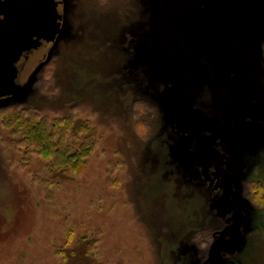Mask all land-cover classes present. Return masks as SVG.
Masks as SVG:
<instances>
[{
  "label": "rangeland",
  "instance_id": "1",
  "mask_svg": "<svg viewBox=\"0 0 264 264\" xmlns=\"http://www.w3.org/2000/svg\"><path fill=\"white\" fill-rule=\"evenodd\" d=\"M138 1L0 0V108L73 114L57 135L94 142L54 174L28 123L0 113V264H264V0H192L161 27L182 99L222 122L214 142L221 124L178 102L156 31L186 0H142L129 21Z\"/></svg>",
  "mask_w": 264,
  "mask_h": 264
},
{
  "label": "trees",
  "instance_id": "2",
  "mask_svg": "<svg viewBox=\"0 0 264 264\" xmlns=\"http://www.w3.org/2000/svg\"><path fill=\"white\" fill-rule=\"evenodd\" d=\"M114 1V0H113ZM130 2L134 3L136 2L135 0H129ZM97 4H99L98 1H95ZM93 3V2H92ZM91 3V6H92ZM114 4V2L111 3V5ZM138 8L136 10H132L133 13L129 14V21H132V18L135 16L136 19L140 18L143 15L147 14L149 11V7H146L145 4L143 5L142 0L137 2ZM108 5L105 7L107 9ZM113 7V6H112ZM109 7L107 10L111 11V8ZM145 9V11H144ZM103 14V11L101 12ZM95 17V16H94ZM91 18V17H90ZM97 18V16L95 17ZM87 21V20H86ZM128 21V20H127ZM48 65V66H47ZM47 66V67H46ZM46 67V69H45ZM49 69V62L46 63L43 67L41 72L47 75ZM46 80V79H45ZM38 83L40 85V81L38 80ZM43 85L45 82L42 83ZM147 102L143 101L142 99H138L135 103V107H142L145 106L148 109L146 111H149L150 105L149 103L145 104ZM21 108L23 111L27 108H23V104L18 103V104H7L5 106H2L0 108V113L2 119L6 122V125L11 126V121L17 119V115L13 114L11 117V112L18 113L19 118L22 120L21 123H19V126H22V123H25L29 125L28 131H31L33 134V137L42 145L43 151L45 152V158H48L51 160V164L54 165L56 168H58V171H56L54 174L59 173V172H64L68 167L70 168H78L82 166L84 163H86V157L88 156V152L90 151L92 144L94 143L90 138H87L83 141L82 145L80 148H74L71 143L68 142V135H65V130H62L59 135H57V132L55 128L57 127L58 122H61L62 125L65 124H72L74 123V115H69L65 116L61 119H58L56 121L53 120H48L45 117H41L36 114H29V113H24L21 111H17V108ZM29 110L32 109L31 107H28ZM137 110H140V108H135ZM77 106H73L71 108V112L76 111ZM8 112V113H6ZM51 165V166H52ZM80 169V168H79ZM78 169V171H79ZM58 176V174L56 175ZM70 237V236H69ZM82 239H85L84 237L80 238L79 240L81 241ZM68 244V240L66 241ZM95 241H90L87 242L86 250L89 255L90 251L95 254L96 248H95ZM69 249V248H67ZM67 249L65 251V257L68 258L69 260V254L67 253ZM90 250V251H89ZM75 252V251H74ZM80 255L84 256L83 251H81ZM76 256V255H75ZM72 264H77L75 259L71 260Z\"/></svg>",
  "mask_w": 264,
  "mask_h": 264
},
{
  "label": "water",
  "instance_id": "3",
  "mask_svg": "<svg viewBox=\"0 0 264 264\" xmlns=\"http://www.w3.org/2000/svg\"><path fill=\"white\" fill-rule=\"evenodd\" d=\"M191 1H192V0H186V1L183 2L181 5H179L178 7H176V8L173 10V12H172L167 18H165L164 20H162V21H160V22L158 23V25H157V27H156V31H157V33L160 34V35L169 36V37L171 38V40H172V44H173V57H174V60H175V64H176V66L178 67V70H179V72H180V74H181V76H182V80H181L180 86H179V88H178V90H177V99H178L179 103H180L185 109L189 110L190 112H192L193 114H195V115H197V116H199V117H203V118H211V117H207V116H204V115H202V114L196 112L194 109H192L190 106H188V105L184 102V100L182 99V97H181V88H182V86H183V84H184L185 76H184V72H183V69H182V67H181V65H180L179 58H178V48H177L178 45H177V38L175 37V35H173V34H171V33H167V32H163V31H161V27H162V25H164L165 23L171 21V20L176 16V14H178V12H179L181 9L187 7ZM211 119H215V120H217V121L221 124V129H220L218 135L214 138V140H213V142H214V141H215V140H216L221 134H223V132H224V127H223V125H222V122H221L220 120H218L217 118H211ZM210 144H212V142H211ZM221 170H222V169H221ZM223 179H224V177H223ZM224 182H225V184L229 187V189L231 190V192L233 193V191H232V189H231V186L227 183V181H226L225 179H224ZM233 195H234V193H233ZM235 203H236V201H235ZM236 205H237V203H236ZM235 223H236V222H235ZM235 223H233V224H235ZM226 234H227V232H224V234L221 235L220 238H218L214 243H217V242H218L219 240H221ZM213 245H214V244H213ZM212 248H213V246H212Z\"/></svg>",
  "mask_w": 264,
  "mask_h": 264
},
{
  "label": "bare ground",
  "instance_id": "4",
  "mask_svg": "<svg viewBox=\"0 0 264 264\" xmlns=\"http://www.w3.org/2000/svg\"><path fill=\"white\" fill-rule=\"evenodd\" d=\"M196 11V8L194 7V10L189 14V15H193L194 14V12ZM78 30H79V32L81 33V28H78V26L74 29V30H72L69 34L71 35V37H72V39H76V37L78 36L77 35V33H78ZM130 45H132V43L130 44ZM84 46V45H83ZM125 48H127V47H125ZM109 51H112V48L111 49H109ZM48 66V65H47ZM46 66V67H47ZM118 66V67H117ZM117 66H112V69H116L117 71H119V66L120 65H117ZM46 67H45V69H46ZM114 78H117V77H114ZM126 82H124L123 84H119L118 85V87H120V88H122V91H124L125 89L124 88H126ZM117 87V88H118ZM110 90H108V92H109ZM117 93V92H116ZM107 99H109L107 96H105ZM203 104H205V101H204V103ZM150 124L152 125L153 124V121H150Z\"/></svg>",
  "mask_w": 264,
  "mask_h": 264
},
{
  "label": "clouds",
  "instance_id": "5",
  "mask_svg": "<svg viewBox=\"0 0 264 264\" xmlns=\"http://www.w3.org/2000/svg\"><path fill=\"white\" fill-rule=\"evenodd\" d=\"M252 190L260 195H264V189L254 187Z\"/></svg>",
  "mask_w": 264,
  "mask_h": 264
}]
</instances>
